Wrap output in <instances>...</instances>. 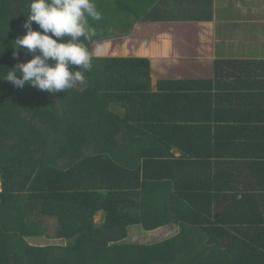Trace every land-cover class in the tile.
Wrapping results in <instances>:
<instances>
[{"label": "trees", "instance_id": "1", "mask_svg": "<svg viewBox=\"0 0 264 264\" xmlns=\"http://www.w3.org/2000/svg\"><path fill=\"white\" fill-rule=\"evenodd\" d=\"M125 1L95 0L92 68L74 89L0 81V264H264V81L219 60L217 94L120 86ZM29 5L0 0V77L32 59L13 49ZM170 225L169 239L126 241ZM41 237L67 244L29 241Z\"/></svg>", "mask_w": 264, "mask_h": 264}, {"label": "crops", "instance_id": "2", "mask_svg": "<svg viewBox=\"0 0 264 264\" xmlns=\"http://www.w3.org/2000/svg\"><path fill=\"white\" fill-rule=\"evenodd\" d=\"M125 6L131 20L119 15L133 24L112 56L118 69L110 65L120 86L217 94L219 60L247 61L246 84L264 81L263 72L254 77L257 64L264 67V0H126ZM230 173L240 175L241 168Z\"/></svg>", "mask_w": 264, "mask_h": 264}, {"label": "clouds", "instance_id": "3", "mask_svg": "<svg viewBox=\"0 0 264 264\" xmlns=\"http://www.w3.org/2000/svg\"><path fill=\"white\" fill-rule=\"evenodd\" d=\"M90 19H102L95 0H30L26 34L14 41L13 49L15 58L24 52L32 59L7 68L0 81L20 89L28 85L50 94L66 92L83 83L84 73L92 68L89 43H96L97 35ZM33 22L39 30H33Z\"/></svg>", "mask_w": 264, "mask_h": 264}, {"label": "rangeland", "instance_id": "4", "mask_svg": "<svg viewBox=\"0 0 264 264\" xmlns=\"http://www.w3.org/2000/svg\"><path fill=\"white\" fill-rule=\"evenodd\" d=\"M101 215L99 214L97 216V222H100ZM58 221L55 220H49L47 221V225L50 228L51 231H55L58 228ZM179 228L177 226H166L163 228H160L155 231L147 232L145 231L141 226H134L130 228L129 236L126 239L127 242L132 243H139V244H151L155 242H160L165 239L171 238L173 235L178 233ZM30 243L35 245H61L65 246L67 244V241L65 239L56 238V239H45L44 237H41L39 239L36 238H30Z\"/></svg>", "mask_w": 264, "mask_h": 264}, {"label": "water", "instance_id": "5", "mask_svg": "<svg viewBox=\"0 0 264 264\" xmlns=\"http://www.w3.org/2000/svg\"><path fill=\"white\" fill-rule=\"evenodd\" d=\"M98 216V215H97Z\"/></svg>", "mask_w": 264, "mask_h": 264}]
</instances>
